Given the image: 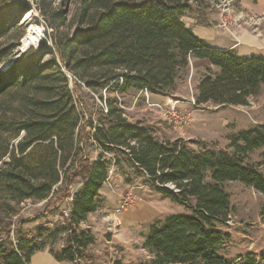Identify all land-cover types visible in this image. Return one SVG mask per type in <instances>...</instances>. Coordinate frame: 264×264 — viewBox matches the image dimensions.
<instances>
[{"label":"trees","instance_id":"obj_1","mask_svg":"<svg viewBox=\"0 0 264 264\" xmlns=\"http://www.w3.org/2000/svg\"><path fill=\"white\" fill-rule=\"evenodd\" d=\"M56 1L36 3L50 30L36 48L15 53L21 35L0 54V62L8 63L0 69V264H29L45 249L40 239L61 234L65 245L48 252L59 263H78L93 243L91 234L78 228L100 206L110 168L104 154L121 155L156 193L190 211L150 225L144 244L154 256L151 264H258L252 255L227 261L217 249L229 241L218 228L229 215L222 185L237 181L264 195V174L245 164L251 152L264 148V125L232 136V151L210 150L202 141H158L150 127L127 121L118 100L142 90L171 97L190 61L198 60L207 65L196 87V108L247 106L264 86V56L213 49L183 21L190 16L197 26H214L201 8L222 0ZM26 12L24 0H0V40ZM64 71L75 85L110 96L100 95L106 112L95 123L85 122ZM86 128L100 151L94 162L82 146ZM74 183L79 188L62 226H39L29 236L19 223L11 236L21 204H48L56 196L64 202Z\"/></svg>","mask_w":264,"mask_h":264},{"label":"rangeland","instance_id":"obj_2","mask_svg":"<svg viewBox=\"0 0 264 264\" xmlns=\"http://www.w3.org/2000/svg\"><path fill=\"white\" fill-rule=\"evenodd\" d=\"M24 1L29 7V12L24 13L18 25L10 29L7 36L0 40V54L8 53L21 35L23 38L18 41L15 53L21 52L33 41L35 45L33 48L37 47L44 38L45 31L50 32L36 11L38 0ZM224 6L231 17L243 16L246 20L244 26L254 34L259 35L264 32V13L261 15L249 13L231 0ZM223 7L219 8L217 5L212 6L208 3L201 9L209 20H215V24H219ZM190 19L192 18L188 16L183 21L188 22ZM31 27L39 28V30L29 37L28 30ZM20 42L22 44L19 48ZM7 66L8 63L0 62V69L5 70ZM205 67L204 62L190 61L189 68L177 80L176 89L171 97L155 101L149 94V99H152L153 103L162 106L170 100L178 111L190 113L191 122L188 124L175 128L172 123L165 120L162 112L156 108H148L144 104V96L135 91H130L120 98V109L124 117L130 123L150 127L158 141L175 139L203 141L209 144L207 148L210 150L232 151L229 148V139L232 136L264 125V86L255 97L249 99L247 106L220 108L207 104L196 108L193 104L196 98V87L205 75ZM69 87L84 110L85 122L91 118L95 123L99 113L104 112V108L99 103L100 95L103 100L110 96L103 91L93 94L82 85H75L72 79L71 83L69 81ZM91 133V129L86 128L80 135L88 162L100 157L99 151L91 141ZM188 147L194 151L201 149L194 144ZM113 156L114 166L110 165L109 168L112 171L111 187L104 185L101 189L103 194L99 197L98 210L92 216H87L78 228L88 231L93 238V243L82 253V258L77 264H151L154 256L144 244L150 225L170 215L190 213V211L156 193L146 184L144 176L121 155ZM245 164L256 167L260 173L264 174V148L251 152L246 157ZM78 188L79 186L74 183L69 187V192L74 193ZM222 188L229 197V215L227 223L218 228L229 235V241L218 247V254L230 262L235 261L239 256L252 255L258 264H264V195L253 187L237 181L226 182ZM126 194L131 195L135 203L130 209L124 211L120 210L119 199ZM58 197L53 198L48 204L31 201L21 204L19 214L12 220L11 236L19 223H23L22 229L29 236H34L39 226L50 230L62 226L66 219L63 212L67 208V203L58 201ZM121 213L124 216L133 213V217L127 216L121 219ZM113 221L117 225L116 228L113 227ZM87 227L90 230L86 229ZM39 243L45 246L44 251L49 249L57 251L65 245V235L42 238Z\"/></svg>","mask_w":264,"mask_h":264},{"label":"crops","instance_id":"obj_3","mask_svg":"<svg viewBox=\"0 0 264 264\" xmlns=\"http://www.w3.org/2000/svg\"><path fill=\"white\" fill-rule=\"evenodd\" d=\"M238 5L241 8H243L245 11L255 15H261L262 13H264V0H240L238 2ZM209 22L215 23V20H209ZM185 24L187 27H189L192 30L195 36L206 41L213 49L220 51L233 50L239 57L264 56V32L257 35L254 34L251 30H249L246 26H243L240 29H231L230 31H223L218 28V24H215L214 26L211 27L197 26L193 19H190L188 22H185ZM195 61L203 62L198 60H192L191 62H195ZM204 65H207V63L204 62ZM150 97L154 98L155 101L166 99L157 95H151ZM96 160L97 159L91 160V162H94ZM99 194H103L102 190L100 191ZM149 207L151 206L149 205ZM145 208L146 207H144V209ZM154 208L156 207L154 206ZM93 214L94 213L89 214L88 217L92 216ZM127 216L133 217V213L125 216L123 215V213L120 214L121 219L127 218ZM86 229L90 230L89 227H87ZM29 264H60V263L57 262L47 250H45L38 252L34 256H32Z\"/></svg>","mask_w":264,"mask_h":264},{"label":"built area","instance_id":"obj_4","mask_svg":"<svg viewBox=\"0 0 264 264\" xmlns=\"http://www.w3.org/2000/svg\"><path fill=\"white\" fill-rule=\"evenodd\" d=\"M229 1L230 0H222L217 6H219V8H221L226 4V2L229 3ZM223 8H224L223 13H222L221 19H220L219 24H218L219 29H221L223 31H230L231 29H240L246 24L245 23L246 20L244 19L243 16L231 17L227 12L226 6H224ZM64 73L66 74L67 78L69 79V81L71 83V79H72L71 76L68 73H66L65 71H64ZM139 94L144 96L143 101H144V104L148 108H156L157 110L162 112L165 120L172 123L175 128H181L182 126L191 122V114L186 112V111H178L176 109L175 105L170 100L161 106L160 104L151 102V99H149V93L147 90H142L139 92ZM74 100H77V99H74ZM118 100H119V104H120V99H118ZM193 104H194V102H193ZM100 105L104 108V112H106L105 103L100 104ZM93 143H94L95 147H97V144L95 142H93ZM104 158L110 162V165L114 166V156L113 155L104 154ZM111 174H112V171L109 170L108 176L105 180V184H107L109 187H111V184H110L111 183ZM65 201L67 203V208L63 212V216L67 219L68 215L70 213V206L69 205L72 202V193L69 196V198H67ZM134 203H135V201L131 195H129V194L123 195L119 199L120 210H124V211L128 210L134 205ZM116 226H117L116 223L113 221V227L116 228Z\"/></svg>","mask_w":264,"mask_h":264},{"label":"bare ground","instance_id":"obj_5","mask_svg":"<svg viewBox=\"0 0 264 264\" xmlns=\"http://www.w3.org/2000/svg\"><path fill=\"white\" fill-rule=\"evenodd\" d=\"M39 30V28H36V27H31L29 30H28V36L30 37L31 35H33V32H36V31H38ZM34 44H31V45H27L25 48H24V50H26L27 48H29V47H31V46H33ZM24 50H22V51H24Z\"/></svg>","mask_w":264,"mask_h":264},{"label":"water","instance_id":"obj_6","mask_svg":"<svg viewBox=\"0 0 264 264\" xmlns=\"http://www.w3.org/2000/svg\"><path fill=\"white\" fill-rule=\"evenodd\" d=\"M30 48H32V47H30ZM34 48H36V47H34ZM29 48H27L26 50H24V51H21L20 52V54H23V53H25L27 50H28Z\"/></svg>","mask_w":264,"mask_h":264}]
</instances>
